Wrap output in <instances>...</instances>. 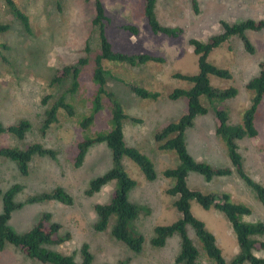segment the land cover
<instances>
[{"label":"rangeland","instance_id":"374dc122","mask_svg":"<svg viewBox=\"0 0 264 264\" xmlns=\"http://www.w3.org/2000/svg\"><path fill=\"white\" fill-rule=\"evenodd\" d=\"M28 16L31 33L22 27L0 0V22L10 25V30L0 33V125L7 127L20 121H28L31 130L23 139L5 133L0 135V148L27 150L37 143L53 154L34 155L28 164V174L22 175L16 162L0 157V190L2 195L14 185L23 189L15 195L14 203L22 207L12 212L7 223L16 234L29 231L43 214H50L52 221L61 227L60 235L68 234L69 239L59 246H46L50 251L73 256L81 261L80 248L86 244L93 256L92 264H174L179 252L180 237L173 235L163 247L150 244L156 226H167L182 216L174 208L175 197L166 191L174 185V180L162 173L178 165L176 154L159 149L155 134L170 123L177 122L187 113V99L170 100L169 94L175 89L188 90L191 83L174 79L172 75L181 73L193 76L198 73V57L189 46L190 39L207 41L218 35L221 22L235 24L246 20L264 19V0H155V13L160 25L180 28L182 34L170 38L154 34L145 20L143 0H99L109 21L104 30L107 40L116 52L151 54L163 58V63L148 62L131 66L103 61L102 67L108 72L106 87L112 92L121 107L125 119L121 122L123 141L145 154L153 163L156 179L148 181L140 169L128 158L121 159V166L136 186L127 194L128 201L141 210L132 222L131 228L143 237L140 253L129 251L111 236L115 219L103 232L94 228L97 217L96 204L110 202L117 182L113 181L99 192L88 195L90 182L103 176L113 168L112 153L105 143H95L88 148L83 163L75 167L78 143L85 136L92 137L98 132L111 129L112 103L102 99L103 109L95 116L93 124L83 130L79 121L89 114L92 96L96 86L92 82L94 58L99 53L98 27L92 25L95 16V0H14ZM125 25L138 28L136 36L122 29ZM253 53L244 50L238 37L213 49L206 61L217 68L229 71L230 79L209 77L214 90L234 88L236 95L223 102L209 103L201 97L206 107L205 115L197 116L192 127L184 133L188 154L197 162L214 167L232 168L227 149L222 139L215 133L216 109L225 110L228 124H242L243 114L251 106L254 92L246 85L259 75L260 63L264 62V30L247 32ZM89 46L90 52L84 49ZM81 57H88L89 64L82 68L75 94L67 93L72 80L65 79L60 85L52 84L55 73L68 65H73ZM130 86H137L150 92H158L157 100L142 99L133 94ZM60 96L70 102L75 115L57 112V122L45 135L40 133L44 111ZM50 97L46 105L42 99ZM257 135L236 141L246 174L264 187V97L254 119ZM187 185L203 194H228L230 201L241 203L251 209V215L243 217L246 222H264V205L256 194L233 171L231 176L219 177L207 182L196 173H189ZM61 187L73 198L71 206L56 201H42L28 204L31 197L50 193ZM3 211L0 197V215ZM190 212L202 221L211 232L225 264H231L239 252L236 237L226 217L210 208L203 209L195 200L190 202ZM188 234L200 251L199 264H214L204 254L193 230ZM253 238L264 242V235ZM264 258V249L254 252ZM0 264H42L22 255L15 247L6 244L0 251ZM247 264V263H245Z\"/></svg>","mask_w":264,"mask_h":264},{"label":"trees","instance_id":"16d2710c","mask_svg":"<svg viewBox=\"0 0 264 264\" xmlns=\"http://www.w3.org/2000/svg\"><path fill=\"white\" fill-rule=\"evenodd\" d=\"M89 1V0H85ZM144 1V17L149 29L154 34H162L170 38H177L182 34L180 28H169L159 24L155 13V0ZM5 5L10 10L11 15L18 20L27 34L31 33L28 16L17 6L14 0H4ZM109 21L105 14L104 7L99 0H95V16L92 25L98 27L99 53L94 58V70L92 73V82L97 87L95 94L91 99L89 114L84 115L79 121L83 130L89 128L95 116L103 109L102 99L107 98L112 103V118L110 120L111 129L96 133L94 136H85L78 143V154L75 159V167H80L83 163L84 156L89 147L95 143H105L112 153L113 168L103 176L93 179L90 182L88 195L99 192L103 187L113 181L117 182L113 196L107 204H96L94 212L97 222L94 228L97 232H103L109 226L110 219H115L111 229V236L118 242L122 243L129 251L140 253L143 248V237L132 230V222L140 213V208L128 201L127 194L132 190L136 183L127 176L121 166L123 157L131 160L142 172L145 179L153 181L156 179V172L152 161L142 152L134 147H128L123 141L121 122L125 119L121 107L117 103L112 92L106 87V72L102 67L103 61L129 64L131 66L146 64L148 62L163 63V58L151 54H133L126 55L116 52L112 49L111 43L107 40L104 25ZM221 33L211 36L207 41L190 39L189 46L192 47L193 53L198 57V73L193 76L175 73L172 78L182 80L192 84L188 90L175 89L169 94L170 100L179 98L187 99V113L177 122L165 126L154 136L155 141L159 143V149L171 151L176 154L178 165L174 168H168L163 171L165 178L174 180V185L167 189L166 193L175 197L173 202L174 208L181 214V218L167 226H156L153 230L154 237L150 244L153 247L161 248L165 245L166 240L173 235L180 237L179 252L174 258V264H199L200 251L193 239L188 234L190 227L196 239L198 240L204 254L214 264H225L221 250L216 243L214 235L209 232L202 221L196 219L190 212V202L195 200L203 209L214 208L222 213L236 237L239 252L232 259L231 264H264V258L255 256L254 252L264 249V242L253 238L254 236L264 235V222H246L243 217L251 215V209L241 203L230 201L228 194H203L197 190H192L187 185L189 173H196L202 176L207 182L219 177L231 176L233 171L237 176L256 194L259 202L264 205V187L253 181L245 172L242 158L236 145L237 140L243 138H254L257 131L254 126L256 110L264 97V62L259 67V75L252 79L246 88L254 92L251 106L243 114L242 124L229 125L228 114L225 110L216 109L215 133L224 142L229 161L232 168L214 167L207 163L195 161L187 152L184 133L192 127L194 119L199 115L207 113L206 107L201 102V97H206L211 104L215 101L223 102L231 99L236 95L234 88L219 91L211 88L209 77L215 76L219 79H230L229 71L217 68L208 63L206 58L215 48L232 37H238L244 50L253 53L254 49L246 37L247 32H260L264 30V19L246 20L235 24L221 22ZM123 30L131 35L138 34V28L133 25H125ZM10 30V25L0 22V33ZM0 47L6 50V46ZM84 52L89 54L90 48L86 45ZM89 64L88 57L79 58L75 64L65 66L59 69L52 79V84L60 85L65 79L70 78L72 83L67 93L75 94L79 88V75L85 66ZM130 90L137 97L142 99L157 100L160 97L158 92H150L146 89L130 86ZM50 97L42 99V104L46 105ZM64 111L68 116L75 115L73 105L66 100L64 96L58 97L43 114V120L40 125V133L45 135L50 127L57 122V112ZM31 130V124L28 121H20L17 124L3 127L0 125V135L8 133L18 139ZM264 150V145H263ZM52 155L53 152L43 149L40 144H33L27 150L17 148H0V157L16 162L22 175L28 174V164L34 155ZM21 185H14L2 195L3 211L0 215V251L6 244L15 247L25 257L36 260L42 264H92L93 256L86 244L80 248L81 261L76 262L71 255H64L56 251H50L46 246H59L69 239L68 234L60 235V225L52 221L50 214H43L36 224L23 234H16L7 225L12 212L22 207V204H15L14 197L21 192ZM42 201H56L64 206L73 204L72 196L61 187L54 188L50 193H43L31 197L26 201L28 204L39 203ZM116 264H124L122 261Z\"/></svg>","mask_w":264,"mask_h":264}]
</instances>
